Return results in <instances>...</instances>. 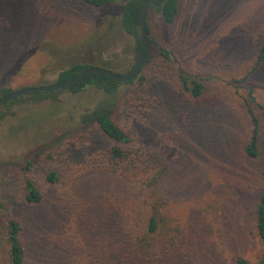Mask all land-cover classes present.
Returning a JSON list of instances; mask_svg holds the SVG:
<instances>
[{"label":"rangeland","instance_id":"1","mask_svg":"<svg viewBox=\"0 0 264 264\" xmlns=\"http://www.w3.org/2000/svg\"><path fill=\"white\" fill-rule=\"evenodd\" d=\"M115 1L100 9L79 0H0V96L7 88L56 82L75 48L87 38L95 43L90 35L102 13L92 59L128 72L135 43L121 26L127 0ZM148 22L152 50L141 72L147 78L121 84L112 115L133 146L169 163L170 212L196 235L191 257L178 255L171 264L257 262L263 253L255 207L264 168V62L243 78L264 46V0H180L175 23L167 25L154 9ZM181 70L204 84L200 96L183 89ZM103 97L91 87L26 94L0 105V264H7L10 218L23 226L35 264H75L64 239L89 217L73 215L74 206L94 217L91 230L110 228L116 235V207L127 185L108 170L112 139L81 123ZM251 111L259 119L256 158L246 153ZM51 169L61 174L55 184L46 180ZM26 178L42 191L40 203L26 202Z\"/></svg>","mask_w":264,"mask_h":264},{"label":"trees","instance_id":"2","mask_svg":"<svg viewBox=\"0 0 264 264\" xmlns=\"http://www.w3.org/2000/svg\"><path fill=\"white\" fill-rule=\"evenodd\" d=\"M79 1L100 9L116 3L115 0ZM146 1L127 0L120 6L122 30L134 40L137 55L141 47V12ZM152 9L159 13L164 23L171 25L175 23L179 15L180 0H157L150 7L147 14L149 39L152 29L148 22V16ZM101 16L96 23L94 32L90 35V37L96 38L95 43L86 44L87 38L76 47L73 59L67 65L59 67L57 81L72 78L92 65L110 68L105 59L102 61L97 58L92 59L93 49L98 46L101 37L99 29L106 20ZM112 26L111 23L110 27ZM108 33L109 31H107ZM151 47L150 43L142 69L138 76L131 81L117 82L107 75L91 73L79 82L59 89L78 94L95 87L103 92L104 97L101 104L84 112L81 116V123L95 124L107 138L112 139L113 143L109 146L108 170L117 175L121 184L127 185V188L121 191L125 193L126 198L122 199L121 205L115 206L120 213V219L116 222L117 228L114 237L108 234L110 228L102 227L99 232L94 231V228L91 230V221L96 222L91 213L82 212L76 206L73 207V215H80L83 219L89 217V220L85 219L84 224L78 222V224H73L78 230V234L64 239L67 247L70 250H75V253L71 251L75 264H171L178 255L191 257L194 251L192 241L193 238L195 240V233L187 223L181 224L170 212V204L175 193L169 186V163L155 152L133 146L132 138L115 122L112 115L116 105L115 96L120 91L121 84L133 83L137 78L143 82L147 78L141 72L149 60ZM163 54L167 56V51ZM99 55L102 59V52ZM263 62L264 46L243 79L248 78ZM179 76L184 90L190 91L194 96L202 94L204 90L202 82L198 79H190L182 70ZM12 91L10 88L4 89L0 97ZM54 92L56 91L36 92L27 95H45ZM252 116L254 128L246 145V153L249 157L256 158L259 155V119L253 112ZM60 178L61 174L53 169L46 174V180L51 184L57 183ZM134 180L138 181V186L135 188L132 186ZM259 184L260 193L255 207V226L262 245V258L253 262L239 257L236 259L238 264H264V168L261 171ZM25 200L30 204H38L44 200L42 191L31 178L25 179ZM77 204L79 205V202ZM190 225H193L192 222ZM199 233L196 230V234ZM4 245L7 264H35L29 261L30 253L24 236V228L15 218H10L7 222Z\"/></svg>","mask_w":264,"mask_h":264},{"label":"water","instance_id":"3","mask_svg":"<svg viewBox=\"0 0 264 264\" xmlns=\"http://www.w3.org/2000/svg\"><path fill=\"white\" fill-rule=\"evenodd\" d=\"M157 0H147L142 12H141V22H140V30H141V47L139 50V53L136 57L135 63L133 67L126 73H119L115 70H112L110 68L92 65L84 70H82L77 75L73 76L72 78H69L64 81H57L50 84H44V85H33V86H26L21 89L13 90L7 95H4L0 97V105L13 100L17 97L30 94V93H36V92H49V91H56L59 89H63L66 87H69L70 85H73L77 82H79L81 79L86 77L87 75L91 73H99L104 74L112 78L113 80L117 82H128L133 79H135L138 74L140 73L142 66L144 64L145 58L147 56L148 51V45H149V32H148V25H147V14L150 9V7L156 2Z\"/></svg>","mask_w":264,"mask_h":264}]
</instances>
